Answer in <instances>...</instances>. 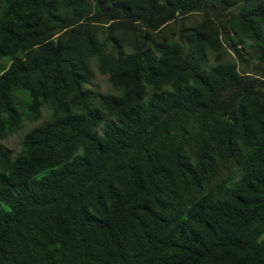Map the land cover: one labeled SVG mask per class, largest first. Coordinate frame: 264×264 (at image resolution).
<instances>
[{
    "label": "trees",
    "instance_id": "obj_1",
    "mask_svg": "<svg viewBox=\"0 0 264 264\" xmlns=\"http://www.w3.org/2000/svg\"><path fill=\"white\" fill-rule=\"evenodd\" d=\"M4 58L0 264H264V0H0Z\"/></svg>",
    "mask_w": 264,
    "mask_h": 264
},
{
    "label": "rangeland",
    "instance_id": "obj_2",
    "mask_svg": "<svg viewBox=\"0 0 264 264\" xmlns=\"http://www.w3.org/2000/svg\"><path fill=\"white\" fill-rule=\"evenodd\" d=\"M193 19H197L198 16L194 15L192 17ZM6 59H1L0 62L5 61ZM93 69L95 70V77L93 79L94 86L97 88V90L102 91V92H110V93H115L116 91L111 88L107 81V77L103 74H101L95 66H93ZM37 123V122H36ZM36 123H31L29 124L26 128H24L22 131L19 133H15L11 136H9L5 141L4 144L5 146L13 153L17 152L20 148V144L22 141L23 136L25 135L26 131L28 130L29 127L33 126ZM264 236V235H263Z\"/></svg>",
    "mask_w": 264,
    "mask_h": 264
}]
</instances>
